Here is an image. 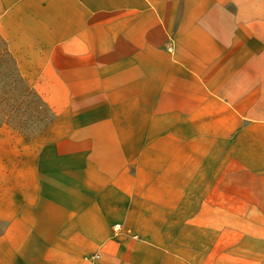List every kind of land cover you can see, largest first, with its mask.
Masks as SVG:
<instances>
[{"label":"crops","instance_id":"obj_1","mask_svg":"<svg viewBox=\"0 0 264 264\" xmlns=\"http://www.w3.org/2000/svg\"><path fill=\"white\" fill-rule=\"evenodd\" d=\"M0 38L54 113L0 128V264H264V0H0Z\"/></svg>","mask_w":264,"mask_h":264},{"label":"trees","instance_id":"obj_2","mask_svg":"<svg viewBox=\"0 0 264 264\" xmlns=\"http://www.w3.org/2000/svg\"><path fill=\"white\" fill-rule=\"evenodd\" d=\"M5 54L11 60L14 70L7 71L0 65V128L9 126L26 137L33 138L53 121L54 113L33 85L28 84L22 76L7 48ZM24 80L26 84H23Z\"/></svg>","mask_w":264,"mask_h":264},{"label":"rangeland","instance_id":"obj_3","mask_svg":"<svg viewBox=\"0 0 264 264\" xmlns=\"http://www.w3.org/2000/svg\"><path fill=\"white\" fill-rule=\"evenodd\" d=\"M5 51H6V45L4 43V41L0 38V65L2 67H5L7 69V71H11L14 70V66L11 62V60L9 59V57L5 54ZM8 73V72H7ZM6 77H10L8 75H6ZM25 78V77H24ZM27 80V79H26ZM28 81V80H27ZM29 82V81H28ZM27 82L24 80V83L23 84H26ZM28 84H31L30 82ZM38 93V92H37ZM39 94V93H38ZM46 102V101H45ZM47 104V103H46ZM48 105V104H47ZM49 107V106H48ZM50 108V107H49ZM20 111H22L20 109ZM47 115H49V112H46ZM50 116V115H49ZM15 141V140H14ZM8 145H12L11 142H8L7 143ZM17 146V139L16 141L14 142V144L12 145V148L15 149ZM5 227V222L1 219L0 217V233L3 231Z\"/></svg>","mask_w":264,"mask_h":264}]
</instances>
